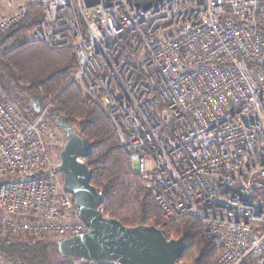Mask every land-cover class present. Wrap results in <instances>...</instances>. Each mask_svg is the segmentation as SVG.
<instances>
[{
    "label": "built area",
    "instance_id": "1",
    "mask_svg": "<svg viewBox=\"0 0 264 264\" xmlns=\"http://www.w3.org/2000/svg\"><path fill=\"white\" fill-rule=\"evenodd\" d=\"M29 6L42 20L24 38L75 52L73 81L163 219H198L219 264H264V0H0V40ZM48 108L31 120L0 89V226L63 240L87 227L55 174L38 177Z\"/></svg>",
    "mask_w": 264,
    "mask_h": 264
},
{
    "label": "trees",
    "instance_id": "2",
    "mask_svg": "<svg viewBox=\"0 0 264 264\" xmlns=\"http://www.w3.org/2000/svg\"><path fill=\"white\" fill-rule=\"evenodd\" d=\"M41 20V8L29 6L26 19L0 40V89L15 104L22 101L31 107L38 102L49 105L48 117L53 125L54 119L59 118L92 144L93 152L84 161L93 172L91 185L102 194L104 216L130 228L156 226L165 231L168 240L183 237L186 249L176 264H218V250L204 237L198 219H163L151 193L141 186L130 157L121 149L106 113L87 100L73 81L77 70L75 52L53 50L42 42L21 37V33L34 29ZM59 241L28 233L0 237V254L11 264H60L66 259L59 254Z\"/></svg>",
    "mask_w": 264,
    "mask_h": 264
},
{
    "label": "water",
    "instance_id": "3",
    "mask_svg": "<svg viewBox=\"0 0 264 264\" xmlns=\"http://www.w3.org/2000/svg\"><path fill=\"white\" fill-rule=\"evenodd\" d=\"M54 125L65 134L66 143L60 164L44 175H63L64 188L73 196L75 210L87 227L86 233L59 241L60 256L88 263L176 264L186 249L184 238L168 240L156 226L130 228L104 216L102 194L91 185L93 172L84 162L93 152L92 144L59 118Z\"/></svg>",
    "mask_w": 264,
    "mask_h": 264
},
{
    "label": "rangeland",
    "instance_id": "4",
    "mask_svg": "<svg viewBox=\"0 0 264 264\" xmlns=\"http://www.w3.org/2000/svg\"><path fill=\"white\" fill-rule=\"evenodd\" d=\"M1 1L3 4L5 3V0H1ZM16 3L17 4H19V3L24 4V3H28V0H16ZM26 33L27 32L21 33V37L24 38ZM16 103H17L16 106L18 105L20 107L19 110L21 109L20 111L27 118H29L31 120L39 119L41 114L43 113L42 110L45 108V106L41 102L35 103L32 107L30 105H28L26 102L16 101ZM48 107H49V105H48ZM43 127L47 128L45 131V134H44V135H46L47 138L49 135L54 136V139L52 140L53 143L49 146L48 151H47V162H46V166H45V168H47V170H53L54 168H56L60 164V152L62 151V149L64 148V145L66 143V136L59 128H57L55 125H53V122L48 117V113H47V118L44 119V126ZM132 166H133V164H132ZM150 167H151V164L149 162H147L146 169L149 170ZM43 176H44V172H38V177H43ZM53 180L56 183H58L64 187L62 174H55L53 176ZM140 184H141V186H143L141 179H140ZM73 200H74V198H73ZM23 235H24V233H23ZM23 235H19V233L12 234L6 228L0 226V237L23 236ZM39 236H44L47 239H57V238L51 237L49 235H44V234L38 235V237ZM57 240L61 241V239H57ZM217 261H218V258H217ZM255 261H256L255 259L250 257L245 261V263L246 264H255ZM105 263H113V262H105ZM60 264H86V262L82 261L80 259H66V260H61ZM178 264H181V263L179 262ZM218 264H219V261H218Z\"/></svg>",
    "mask_w": 264,
    "mask_h": 264
}]
</instances>
